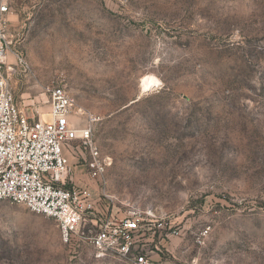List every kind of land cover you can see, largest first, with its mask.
<instances>
[{"label":"rangeland","instance_id":"rangeland-1","mask_svg":"<svg viewBox=\"0 0 264 264\" xmlns=\"http://www.w3.org/2000/svg\"><path fill=\"white\" fill-rule=\"evenodd\" d=\"M3 2L16 101L46 118L60 84L92 125L105 174L79 139L66 153L97 217L140 214L149 264H264V0ZM0 264L132 263L3 200Z\"/></svg>","mask_w":264,"mask_h":264},{"label":"built area","instance_id":"built-area-1","mask_svg":"<svg viewBox=\"0 0 264 264\" xmlns=\"http://www.w3.org/2000/svg\"><path fill=\"white\" fill-rule=\"evenodd\" d=\"M9 6L0 4V202L23 203L56 220L65 244H88L100 255L112 253L132 264H149L139 251L144 218L99 216L91 191L69 182L66 153L74 140L87 150L89 173L102 177L107 161L93 140L91 124L78 128L71 121L75 99L60 84L47 87L50 110L46 118L26 114L5 75L9 43ZM20 61L26 63L21 57ZM85 159V158H84ZM70 181H72L70 177ZM73 183V182H72ZM89 221L93 226H89Z\"/></svg>","mask_w":264,"mask_h":264},{"label":"bare ground","instance_id":"bare-ground-1","mask_svg":"<svg viewBox=\"0 0 264 264\" xmlns=\"http://www.w3.org/2000/svg\"><path fill=\"white\" fill-rule=\"evenodd\" d=\"M142 86L144 89H147L157 82V79L152 75H146L142 78Z\"/></svg>","mask_w":264,"mask_h":264},{"label":"crops","instance_id":"crops-1","mask_svg":"<svg viewBox=\"0 0 264 264\" xmlns=\"http://www.w3.org/2000/svg\"><path fill=\"white\" fill-rule=\"evenodd\" d=\"M71 179L73 180V178L71 177Z\"/></svg>","mask_w":264,"mask_h":264}]
</instances>
